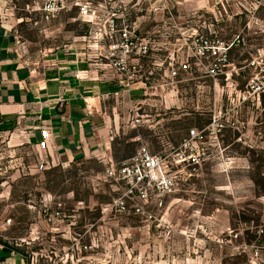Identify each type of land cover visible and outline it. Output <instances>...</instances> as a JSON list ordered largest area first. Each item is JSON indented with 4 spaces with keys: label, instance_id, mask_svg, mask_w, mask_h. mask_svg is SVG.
<instances>
[{
    "label": "rangeland",
    "instance_id": "rangeland-1",
    "mask_svg": "<svg viewBox=\"0 0 264 264\" xmlns=\"http://www.w3.org/2000/svg\"><path fill=\"white\" fill-rule=\"evenodd\" d=\"M86 2L127 29L128 40L106 37L118 46L104 54L112 67L142 63L125 77L151 80L149 93L126 103L110 150L69 164L40 168L33 147L0 133L5 240L31 264H251L252 245L264 242V0L58 5L82 18ZM233 41L227 63L222 45ZM142 145L168 165L174 186L162 196L121 172Z\"/></svg>",
    "mask_w": 264,
    "mask_h": 264
},
{
    "label": "crops",
    "instance_id": "crops-1",
    "mask_svg": "<svg viewBox=\"0 0 264 264\" xmlns=\"http://www.w3.org/2000/svg\"><path fill=\"white\" fill-rule=\"evenodd\" d=\"M70 7L48 18L41 0H2L0 12V133L15 147L30 145L50 166L110 150L124 106L140 104L152 84L113 68L104 52L118 43L93 39L95 27L66 13ZM6 242L0 238V264H31Z\"/></svg>",
    "mask_w": 264,
    "mask_h": 264
},
{
    "label": "built area",
    "instance_id": "built-area-1",
    "mask_svg": "<svg viewBox=\"0 0 264 264\" xmlns=\"http://www.w3.org/2000/svg\"><path fill=\"white\" fill-rule=\"evenodd\" d=\"M259 5H263V0H256ZM59 0H46V3L43 7V10L47 12L48 18H54L56 13L61 10L64 5H58ZM79 14L83 18L90 22L95 27V34L93 39L97 38H106L113 34L114 31H118L123 39H129V33L126 28L115 30V13L105 14L98 10L92 8V5L89 2L80 5ZM239 39V38H238ZM132 43H124L121 46H130ZM235 42L227 43L222 46H227V50L234 46ZM143 53L148 54V50L143 48ZM227 54V52H226ZM143 55V56H144ZM146 56V55H145ZM227 57V55H226ZM124 61L115 62L113 67L122 75H126L129 71H136L142 65V63H137L133 65H125ZM176 76L177 72H172ZM177 81L181 78H176ZM43 140L41 145L45 147L46 138L50 135V130L48 128L40 130ZM199 132L196 130H191L190 138L194 139L198 136ZM44 167V163H40V168ZM121 172L126 175L128 173H133L134 180L136 184L147 187L157 188L159 191V196H162L167 190L174 186V181L171 176L168 175V165L165 162V158L158 153H153L147 145H142L139 147L137 152L132 155L130 158L124 161ZM139 197L142 199H147L148 194L146 190H139ZM12 219L3 218L0 216V238H6V231L10 228ZM258 242V241H257ZM264 249V242L259 241L256 245H252V254H251V264H264L260 262L262 259L261 252Z\"/></svg>",
    "mask_w": 264,
    "mask_h": 264
},
{
    "label": "trees",
    "instance_id": "trees-1",
    "mask_svg": "<svg viewBox=\"0 0 264 264\" xmlns=\"http://www.w3.org/2000/svg\"><path fill=\"white\" fill-rule=\"evenodd\" d=\"M234 48H235V46H231V47L227 50V54H226V55H227V63L231 62L230 55H231V53L233 52ZM143 62H144V59H143ZM6 244H7L10 248H12V249H14V250H16V251H20L18 248H15V247H13V246H10V245L8 244V242H6Z\"/></svg>",
    "mask_w": 264,
    "mask_h": 264
}]
</instances>
